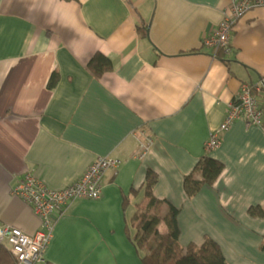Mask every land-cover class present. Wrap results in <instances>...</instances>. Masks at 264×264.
Wrapping results in <instances>:
<instances>
[{
    "label": "crops",
    "instance_id": "crops-1",
    "mask_svg": "<svg viewBox=\"0 0 264 264\" xmlns=\"http://www.w3.org/2000/svg\"><path fill=\"white\" fill-rule=\"evenodd\" d=\"M228 3L0 0V225L28 235L39 228L11 195L26 173L59 190L97 158L120 161L105 173L99 200H76L55 214L44 264H141L131 219L146 203L147 171L157 175L161 217L166 204L178 210L182 248L208 238L226 264H264V215L249 214H264V7L237 23L230 55L212 58L202 40ZM95 53L112 64L99 79L87 69ZM54 71L59 80L48 90ZM242 84L261 85L254 95L262 125L238 119L206 153ZM145 138L152 144L143 153ZM205 154L224 168L188 198L184 178ZM157 229L166 231L163 222Z\"/></svg>",
    "mask_w": 264,
    "mask_h": 264
},
{
    "label": "built area",
    "instance_id": "built-area-1",
    "mask_svg": "<svg viewBox=\"0 0 264 264\" xmlns=\"http://www.w3.org/2000/svg\"><path fill=\"white\" fill-rule=\"evenodd\" d=\"M264 7V0H229L217 27L202 40V47L210 51L212 58L218 53L231 54L230 38L237 23L250 11ZM261 85L242 84L237 102L230 104L222 124L212 131L205 143V152L216 150L221 143V134L238 119L247 126H261L262 109L255 93ZM152 144L150 138L139 143V149L146 153ZM120 161L111 157H100L91 163L84 174L63 189H50L32 173H26L23 180L11 191V195L28 205L39 220L37 231L28 235L21 230L0 225V244L6 246L16 264H44L43 255L53 235L56 225L55 214L63 213L76 200H99L102 181L107 171L116 170Z\"/></svg>",
    "mask_w": 264,
    "mask_h": 264
},
{
    "label": "trees",
    "instance_id": "trees-1",
    "mask_svg": "<svg viewBox=\"0 0 264 264\" xmlns=\"http://www.w3.org/2000/svg\"><path fill=\"white\" fill-rule=\"evenodd\" d=\"M72 1V0H66ZM138 32L145 37L144 29ZM89 72L97 79L112 71V64L105 56L95 53L87 64ZM59 80L58 72L54 71L47 83L48 90H53ZM223 164L212 159L207 154L202 156L194 173L184 178L183 189L188 198L194 197L202 187H212L223 170ZM194 174L199 175V179L194 178ZM157 183V175L152 171H147L143 189V201L146 202L144 212L138 209L134 213L131 224L135 230L130 238L134 248L141 253V264H226V261L218 245L211 239L206 238L200 247L189 245L182 248L178 243L179 228L177 224L178 210L166 204L167 212L161 215H150L151 212L161 214L163 203L156 200L152 191ZM131 194L134 191L130 192ZM127 204V198L123 201V206ZM253 217H262L264 214L260 209L249 211ZM163 222L166 231L160 233L157 226ZM0 264H16L15 259L10 254L8 248L0 244ZM48 264V263H45Z\"/></svg>",
    "mask_w": 264,
    "mask_h": 264
},
{
    "label": "rangeland",
    "instance_id": "rangeland-1",
    "mask_svg": "<svg viewBox=\"0 0 264 264\" xmlns=\"http://www.w3.org/2000/svg\"><path fill=\"white\" fill-rule=\"evenodd\" d=\"M145 205H146V203L140 204V205L137 207L138 211L143 213V212H144V207H145ZM150 215H152V216L157 215V216H158V215H161V214L158 213L157 211H156V212L153 211V212H151ZM158 226H159V224H158ZM158 226H157V227H158ZM134 233H135V230H134V232H133V235H134Z\"/></svg>",
    "mask_w": 264,
    "mask_h": 264
}]
</instances>
